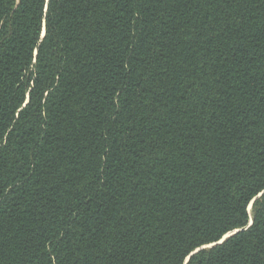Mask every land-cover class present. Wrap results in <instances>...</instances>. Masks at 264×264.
Masks as SVG:
<instances>
[{
	"label": "trees",
	"instance_id": "trees-1",
	"mask_svg": "<svg viewBox=\"0 0 264 264\" xmlns=\"http://www.w3.org/2000/svg\"><path fill=\"white\" fill-rule=\"evenodd\" d=\"M261 193L264 0H0V264H264Z\"/></svg>",
	"mask_w": 264,
	"mask_h": 264
},
{
	"label": "snow or ice",
	"instance_id": "snow-or-ice-1",
	"mask_svg": "<svg viewBox=\"0 0 264 264\" xmlns=\"http://www.w3.org/2000/svg\"><path fill=\"white\" fill-rule=\"evenodd\" d=\"M244 199L247 201L246 195ZM262 220H264V193L253 197L251 202L247 203L243 220L244 227L242 229L236 228L235 231L229 232L223 240H219L217 243L224 244L226 241L235 238L237 233H246L249 237H256V245L260 254L264 255V238H262L264 237V224H262ZM203 247L214 250L215 245L203 244ZM197 251L201 250L197 249Z\"/></svg>",
	"mask_w": 264,
	"mask_h": 264
}]
</instances>
